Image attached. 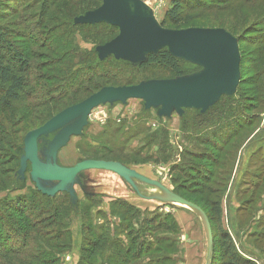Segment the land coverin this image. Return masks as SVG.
Instances as JSON below:
<instances>
[{"label":"rangeland","instance_id":"374dc122","mask_svg":"<svg viewBox=\"0 0 264 264\" xmlns=\"http://www.w3.org/2000/svg\"><path fill=\"white\" fill-rule=\"evenodd\" d=\"M65 1L0 0V30L9 32V40L16 46H29V77L51 76L39 69L44 62L41 55L53 58L51 52L40 48L42 42H55V53L63 50L56 49V42H69L73 55L94 47L97 52L107 44L101 45L107 40H96L95 34L104 30L103 24H110L76 23L79 17L97 10L100 3L102 6V0H75L97 8H85L89 11L82 15L77 7L63 5ZM144 2L148 15L164 29L231 30L241 55V82L236 92L222 96L204 116L195 109H183L180 114L175 108L161 116L162 106L147 109L141 99L98 106L82 134L71 136L58 151V165L71 168L86 161H104L135 170L199 206L212 230V264L231 261L228 249L244 264H264V0H185L178 24L168 16L173 0ZM44 4L48 11L42 19ZM202 4H222L219 10L224 12H207ZM64 8L67 16L60 17L58 11ZM118 35L119 30L115 32ZM108 59L107 64L112 60L127 64L118 68L126 71V77L132 76L136 85L177 79L163 66L139 70L140 61L114 56L105 61ZM182 62L187 71L195 72L183 77L202 71L195 64ZM18 70L13 67V74L20 76ZM37 82L41 86L34 88L32 97L31 89L24 90L10 110L0 111V245L7 238L12 254L21 255L17 261L11 256L4 262L116 264L122 263L127 249H132L129 264H207L204 218L182 205L151 198L158 189L155 185L135 179L132 184L112 172L94 169L78 174L69 191L54 192L57 183L35 180L31 163L24 174L19 173L28 134L91 97L81 93L69 97L73 100L37 108L41 101L34 98L48 90L57 96L56 90H62L64 81ZM3 86L0 80V97ZM58 133L38 139L41 161ZM198 154L201 159L194 157ZM39 187L52 194H44ZM102 235L104 240L95 256L89 257L93 242ZM10 237H19L20 242H9ZM141 245L145 251L152 249L134 260L133 254Z\"/></svg>","mask_w":264,"mask_h":264},{"label":"water","instance_id":"95a60500","mask_svg":"<svg viewBox=\"0 0 264 264\" xmlns=\"http://www.w3.org/2000/svg\"><path fill=\"white\" fill-rule=\"evenodd\" d=\"M102 2L100 8L76 20V23L80 25L108 23L119 30V35L115 39L97 49L100 60L114 56L117 60L140 61L141 64L147 59L144 57L168 49L173 57L195 64L201 67L202 71L193 76L173 80L150 81L136 86L108 87L100 90L81 104L66 109L44 126L28 134L19 173L24 174L28 164L31 163V173L35 180L56 183L63 180L60 177L42 176L36 169L37 163L41 161L38 139L59 131L46 151V159L42 162H53L56 166L69 170L70 174L67 176L69 178L66 180L72 177L74 179L83 171L95 169L113 172L131 182L125 177L126 175L165 190L161 183L149 180L135 170L115 163L86 161L71 168L61 167L57 163L58 151L67 145L71 136L82 134V130L88 125V118L93 109L107 103L125 104L129 99H141L146 102L147 109L162 106L161 116L169 115L172 108L177 109L180 114L183 109L200 110L202 114H205L222 96L233 95L240 84L241 55L238 40L220 28L164 29L148 15L150 12L148 13L144 0H102ZM131 3L133 8L130 7ZM29 142L32 146V158L29 157L28 152ZM39 189L44 194H52L44 188L39 187ZM53 191L69 190L67 188ZM168 194L171 202L203 215L208 230L207 264H212L213 235L207 217L197 205L175 194L169 192ZM71 195L75 198L73 192Z\"/></svg>","mask_w":264,"mask_h":264},{"label":"trees","instance_id":"16d2710c","mask_svg":"<svg viewBox=\"0 0 264 264\" xmlns=\"http://www.w3.org/2000/svg\"><path fill=\"white\" fill-rule=\"evenodd\" d=\"M184 1L185 0H173V8L169 12L168 16L169 18L172 19V21L175 24L180 23L178 14L180 13V11H182ZM64 4H67L68 6L77 7L78 13L81 15L89 11V9L85 10V8L97 9L95 8V4L85 3L84 1L78 2L75 0H68L65 1L63 5ZM222 4L226 5L227 3H222ZM222 4H219L218 6H216L217 4H214L215 6L213 4H208V5L202 4L201 6H204V9L208 10L207 12L218 13V12H224L219 10L220 5ZM231 5L233 4L232 3L228 4L226 7H230ZM98 6L100 7L101 3ZM46 10L48 11V7H46V4H44L42 8V16H41L42 19L44 18V15L47 14ZM66 11L67 10L65 8L58 11L60 17L62 16L66 17L67 16ZM217 23L218 22H215L214 24ZM102 26L105 27L104 30L95 34V38L96 40L105 38L107 41L101 44L104 45L105 43L112 41L116 37L115 32L118 31V29L116 27L114 28L113 26H109L106 24H103ZM185 29H189V28H185ZM177 30H182V29H177ZM230 31L229 33L233 35ZM9 37H10L9 32L0 30V80L4 85L2 88L3 94L0 97V111L10 110L12 108L13 102L18 101L20 99L21 92L24 90L31 89L32 93L30 90L29 92L32 97L33 96L32 94L35 93L34 88L36 86H41V84H39L37 81L48 82V81H54L56 78L61 83L63 81L65 83L61 85L62 90H56V93H58L57 96H53L54 91L48 90L45 93V95L35 97L34 99H38L41 101V104H39L38 105L39 107L37 108L40 107L42 108L48 104L51 105L56 103L59 104L63 100L65 101L73 100V98H69V97L80 96L81 93L88 94V97H90L104 88L136 85L135 79L131 78L132 76L126 77L125 76L126 71L123 68H118V66L127 67L126 66L127 64L124 63L125 65H118L113 60L110 64H107L109 62V59L106 61L100 60V58L98 57V53L95 51L96 47H94L91 51H86L81 53L75 51V55H73L71 52H69V48H70V46L68 45L69 42H56L57 44L56 49L57 47L63 49L60 53L53 52V46H54L53 43L55 42L53 43L51 42L50 45H47L48 44L47 42L45 43L42 42L40 44V48L47 49L49 52H51V54H53L52 56L53 58L50 59L49 55L47 54L41 55L40 58L44 59V62L41 66H39V69L47 71V73L51 76L49 77L45 75L44 76L35 75L33 77H29L27 74L30 73L29 71L32 69V66L30 65L29 56H28L29 55L28 44L24 43L23 46L18 47L13 42H10ZM32 43L35 45L38 44V42H32ZM33 44H31V46ZM182 61L183 60L173 57L169 53L168 49H163L159 51L157 54L148 55L146 61L139 64L137 69L145 70L154 66H163L168 70H170L177 78L195 73L194 71L192 72L187 71L186 67L185 68L183 67ZM13 67L19 69L18 73L20 74V76L13 74ZM198 111L201 112L200 110ZM205 114L202 115L204 116ZM24 148H25V144H24ZM194 157L201 159L202 155L198 154V155H194ZM20 165H21V160H20ZM185 200L197 205L192 200L189 199H185ZM126 212L130 213L128 210ZM24 224L26 225V222H24ZM103 232L104 231L102 230V233ZM103 240H104V235L99 236L98 240L93 242V249L88 253L89 257L95 256L96 251L99 245L103 242ZM11 241L12 243L20 242L19 237H13V238L10 237L9 242ZM1 247H3V250L0 249V261H2L1 262L2 264H7L4 261H6V259H8L11 256L12 259H14V261L20 259L21 255L15 253L12 254V252L14 251H12V249L10 250L11 246L9 245L7 238L2 240V245H0V248ZM151 249L152 248L149 247L145 251L143 250V246L141 245L139 246L137 253L133 254L132 258L134 260L140 259L142 256L146 255V253H148V251ZM132 253H133L132 249H127L125 253L126 256L124 260H122V263L120 262L116 264H129L128 257H130ZM227 253L231 261H229L226 264L245 263V261L242 260V258L232 253V249L231 251L230 249H228ZM23 256H25V254H23ZM32 259L36 261L38 260V258L35 257Z\"/></svg>","mask_w":264,"mask_h":264},{"label":"bare ground","instance_id":"6f19581e","mask_svg":"<svg viewBox=\"0 0 264 264\" xmlns=\"http://www.w3.org/2000/svg\"><path fill=\"white\" fill-rule=\"evenodd\" d=\"M130 7L133 8L132 3L130 4ZM28 152H29V157L32 158L33 152H32V146H31L30 142H29ZM36 169H37V172L39 174H41L42 176H45L47 178L60 177V178L63 179L62 181L57 182L56 187L53 189L55 191L56 190L60 191V190H63V189H67L73 183V180H74L73 177L71 179H69V180H66V178H69L67 176L70 174V171L67 170V169H63V168H60V167L56 166L53 162L45 163V162L39 161L37 163V165H36ZM125 177L129 181L132 182V180H133L132 178H130V177L126 176V175H125ZM151 198L157 199V200H164L166 202L171 201L170 200V195L168 194V192H166L163 189H159V188L155 189L153 191V193L151 195ZM197 213L203 219V215H201L199 212H197Z\"/></svg>","mask_w":264,"mask_h":264},{"label":"built area","instance_id":"2783aa9c","mask_svg":"<svg viewBox=\"0 0 264 264\" xmlns=\"http://www.w3.org/2000/svg\"><path fill=\"white\" fill-rule=\"evenodd\" d=\"M144 1H145V0H144ZM99 107H100V106H99ZM97 108H98V107H97ZM95 109H96V108H95ZM93 111H94V109L92 110L91 114L89 115L88 121L93 117V116H92V115L94 114ZM95 111H96V110H95ZM95 111H94V112H95ZM94 115H95V114H94ZM104 120H105V117L100 119L101 122H104Z\"/></svg>","mask_w":264,"mask_h":264},{"label":"crops","instance_id":"0c3cea01","mask_svg":"<svg viewBox=\"0 0 264 264\" xmlns=\"http://www.w3.org/2000/svg\"><path fill=\"white\" fill-rule=\"evenodd\" d=\"M88 124H89V122H88ZM70 141V140H69ZM69 143V142H68ZM57 163H58V160H57ZM59 164V163H58Z\"/></svg>","mask_w":264,"mask_h":264}]
</instances>
